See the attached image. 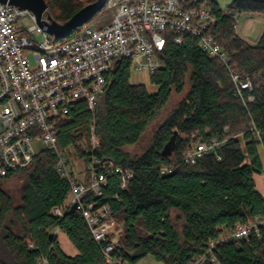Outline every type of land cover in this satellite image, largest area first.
I'll return each mask as SVG.
<instances>
[{"label":"trees","instance_id":"trees-1","mask_svg":"<svg viewBox=\"0 0 264 264\" xmlns=\"http://www.w3.org/2000/svg\"><path fill=\"white\" fill-rule=\"evenodd\" d=\"M91 1L45 0L58 22ZM197 1L215 13L216 23L208 31L229 54L232 68L250 77L254 89L240 98L225 66L188 35L181 44L171 40L164 44L160 66L149 75L154 91L130 82L128 59H118L106 73L94 112L96 154L130 167L133 177L121 189L118 176L109 174L102 195L95 199L109 203L116 224H121L113 253L133 262L151 255L163 264H187L224 230L256 217L264 219V196L254 180V173L263 172L264 85L256 86L254 75L264 74V28L253 44L234 29L241 14L264 15V0H230L224 6L216 0ZM104 11L95 13L94 20ZM172 94L180 98L146 138ZM91 118L84 102H76L59 123L57 148L69 154L87 133ZM192 131L205 139L224 140L216 151L220 158L207 153L195 163L183 162L181 152ZM132 146L134 152L128 150ZM56 159L55 152L46 149L26 168L0 176V264H35L41 256L48 264H111L79 209L69 208L62 217L50 213L69 191L67 179L55 169ZM161 165L171 171L162 174ZM14 175L22 180L18 202L3 186ZM90 197L88 192L85 199ZM54 227L65 232L77 253L67 255L57 236L50 237ZM210 251L218 264H264V224L258 234L220 242ZM202 264L214 263L207 257Z\"/></svg>","mask_w":264,"mask_h":264},{"label":"built area","instance_id":"built-area-1","mask_svg":"<svg viewBox=\"0 0 264 264\" xmlns=\"http://www.w3.org/2000/svg\"><path fill=\"white\" fill-rule=\"evenodd\" d=\"M104 9L111 17L100 25L84 22L66 36L58 37L38 24L29 9L0 1V176L29 166L34 156L49 149L56 154L55 169L65 177L69 191L62 203L52 206L50 213L62 217L74 206L85 219L90 235L111 264H141L113 253L117 224L109 203L95 199L102 195L107 176L115 174L119 188L125 189L133 170L117 165L113 158L97 155L99 139L95 132L94 112L99 95L105 88V75L115 61L128 59L133 70L152 74L160 66L159 54L166 41L181 44L191 36L211 57L227 69L236 93L244 98L254 89L250 77L232 68L229 54L208 30L216 23V15L205 2L197 0H106ZM46 10L42 19L47 20ZM28 15L27 28L19 23ZM48 21V20H47ZM35 34H40L37 40ZM34 61L31 64L30 56ZM251 95H247L250 99ZM82 101L92 113L87 133L65 154L57 148L59 123L68 116L76 102ZM226 130V127L223 128ZM41 146L35 148L33 143ZM224 140L203 138L198 131L188 135V146L181 160L195 163L202 155L216 153ZM164 174L170 167L159 166ZM88 192L91 197L85 199ZM264 219L238 222L210 241L203 253L187 264H202L207 257L218 264L211 247L220 242H238L251 233L258 234ZM58 227L50 230L57 236ZM35 264H48L41 256Z\"/></svg>","mask_w":264,"mask_h":264},{"label":"rangeland","instance_id":"rangeland-1","mask_svg":"<svg viewBox=\"0 0 264 264\" xmlns=\"http://www.w3.org/2000/svg\"><path fill=\"white\" fill-rule=\"evenodd\" d=\"M221 6H224L227 4L230 0H216ZM101 11V9L99 10ZM99 11H97L99 13ZM96 12V13H97ZM96 17L95 14H93L87 21L91 25H100L105 23L106 21L109 20L111 17V10L105 9L104 13L100 16L97 17L96 20H94ZM235 32L238 36L243 38L245 41H247L250 44H253L257 41L259 35L261 34L263 28H264V15L262 14H241L240 16H237L235 19ZM31 22V18L28 15H24L20 17L19 23L23 28H27L28 25ZM35 38L37 40L41 39L40 34H35ZM30 56V61L31 64L34 63L31 53L29 54ZM255 79V84L256 86H262L264 85V74L257 73L254 75ZM130 82L131 83H141L146 86V88L149 91H154L156 89V85L152 84L149 80V73L145 70H133L131 69L130 73ZM180 98L179 95L177 94H172L170 97V102L168 105L159 113V115L153 120L152 125L149 126V129L146 132L145 137L147 138L151 131L154 128H157L161 121L164 119V117L169 113L171 107L173 106V103L175 102L176 99ZM252 99V96L250 97ZM35 148H39L41 144L39 142H34L33 143ZM128 150L130 152H134L136 150V147H128ZM73 150L69 149V154L72 153ZM261 158L264 163V152L260 151ZM75 154H71V158H74ZM256 179L258 184L260 185L261 189L263 187L264 189V172L260 174H256ZM22 184V180L18 175L12 176L10 179L7 181L3 182V186L9 191V193L13 196V199L15 202L19 201L20 198V186ZM121 224L117 225V228L120 227ZM57 240L59 242L60 247L63 249V251L68 254V255H74L77 253V249L73 246V244L70 242L68 239L67 235L65 232L60 230L57 234ZM72 249V250H71ZM141 264H163L160 261L155 260L151 255H147L144 258L140 259Z\"/></svg>","mask_w":264,"mask_h":264},{"label":"water","instance_id":"water-1","mask_svg":"<svg viewBox=\"0 0 264 264\" xmlns=\"http://www.w3.org/2000/svg\"><path fill=\"white\" fill-rule=\"evenodd\" d=\"M18 6L21 9L31 10L37 18L40 26H45L46 30L53 33L55 36L62 37L76 26L86 22L93 14L103 8L106 0H93L72 14L67 20L58 22L52 18L50 13H47V20L42 19L43 13L48 10V5L45 0H0ZM71 208H74L72 206ZM52 235L50 234V237Z\"/></svg>","mask_w":264,"mask_h":264},{"label":"crops","instance_id":"crops-1","mask_svg":"<svg viewBox=\"0 0 264 264\" xmlns=\"http://www.w3.org/2000/svg\"><path fill=\"white\" fill-rule=\"evenodd\" d=\"M262 159V158H261ZM262 163H263V160H262ZM263 172H264V163H263ZM256 174H260V173H254V180H255V184H256V187H257V189L262 193V195L264 196V189H263V187H262V189H261V187H260V185L258 184V182H257V179H256ZM119 230H120V227H118L117 228V234H116V243L118 244L119 243ZM60 246V245H59ZM62 249V248H61ZM63 250V249H62ZM72 250V249H71ZM68 255V254H67Z\"/></svg>","mask_w":264,"mask_h":264}]
</instances>
